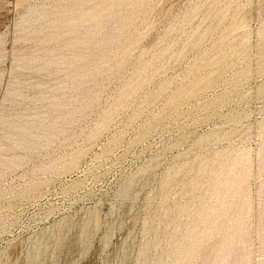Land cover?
Wrapping results in <instances>:
<instances>
[{
  "label": "rangeland",
  "instance_id": "1",
  "mask_svg": "<svg viewBox=\"0 0 264 264\" xmlns=\"http://www.w3.org/2000/svg\"><path fill=\"white\" fill-rule=\"evenodd\" d=\"M0 264H264V0H0Z\"/></svg>",
  "mask_w": 264,
  "mask_h": 264
}]
</instances>
